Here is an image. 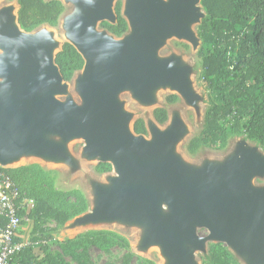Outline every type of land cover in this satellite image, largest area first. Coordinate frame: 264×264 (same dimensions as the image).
<instances>
[{"label":"water","instance_id":"1","mask_svg":"<svg viewBox=\"0 0 264 264\" xmlns=\"http://www.w3.org/2000/svg\"><path fill=\"white\" fill-rule=\"evenodd\" d=\"M74 1L86 6L73 28V46L86 61V105L81 109L55 98L65 92V81L56 57L52 59L51 42L30 39L13 28L8 14L0 16V47L8 54V58L0 59V73L6 77L0 88V162L25 149L43 152L47 148L41 138L44 130L67 137L83 136L91 152L115 159L121 168L122 190L103 201L104 215L153 218L156 198L163 196L177 208L166 225L165 246L183 264L189 258L181 244L195 240L196 226L252 247L257 257L264 256V202L249 189L252 177L262 168L243 156L222 186L214 177L182 180L170 154L178 129L162 135L153 146L141 137L130 136L125 117L111 95L124 86H134L146 95L158 82L181 87L174 67L156 61V37H190L187 27L159 0L134 3L129 7L135 43L131 49L94 33L97 22H117L113 0ZM209 193H218L221 201L208 202L204 196Z\"/></svg>","mask_w":264,"mask_h":264},{"label":"rangeland","instance_id":"2","mask_svg":"<svg viewBox=\"0 0 264 264\" xmlns=\"http://www.w3.org/2000/svg\"><path fill=\"white\" fill-rule=\"evenodd\" d=\"M51 1V0H46ZM64 5L67 2L78 4L74 0H59ZM145 0H113L112 7L116 13V6L121 4V15L128 24V30L122 36H115L103 27L105 22L94 25V33L116 43L135 48L133 41L134 28L130 20V5ZM168 11L177 15L180 22L187 27L191 36L171 35L167 38L156 37L158 48L156 61L171 64L177 78L182 82L177 87L167 82H158L150 86L146 95H141L134 86H124L111 92L120 113L125 117V128L132 137H141L153 146L164 134L178 129V137L171 146V158L181 170L182 180L199 181L208 178H218L220 185L228 182L230 174L243 157L247 156L255 161L262 171L254 175L249 183L252 193L258 195L264 202V149L250 141L246 135L234 136L228 146L221 151L203 147L196 153L188 150V144L199 137L204 129L206 113L211 105L212 95L203 81V66L199 56L202 41L199 28L206 16L202 0H159ZM65 7V5H64ZM72 14L63 24L61 16L57 27L42 26L28 33L32 40L47 39L52 44L51 56L54 60L66 43L75 45L74 24L78 20L81 10ZM19 6L16 1L0 0V16L8 14L14 23L18 20ZM8 58V54L0 47V59ZM84 71L77 72L71 81H65V92L55 96L62 104L72 105L81 109L86 105L84 97ZM6 82V77L0 73V88ZM1 94V93H0ZM170 96L177 99L169 102ZM164 108L168 112V120L164 124L158 123L154 111ZM143 120L147 129L146 135L135 132V124ZM247 116L245 122L249 121ZM47 148L43 152L25 149L11 158L19 160L14 165L0 167L9 171H17L31 166H38L54 177V190L61 194L74 191L81 193L86 201L87 210L73 217L65 225L53 220H37L33 213L38 203L40 191L32 183L31 178H25L24 173H17L18 182L22 185L24 196L34 201L35 209L31 212L22 231L23 243L27 247L36 241L52 237L47 242L48 251L59 252V242L75 238L77 235L94 230H109L128 239L133 253L154 261L156 264H183L173 258L166 249V225L176 215L177 208L166 197L156 198L157 210L153 218H144L135 214L121 216H107L101 211L103 201L110 195L122 190L121 168L111 157H102L91 152L87 140L80 135L65 136L58 131L44 130L41 134ZM107 162L112 165V171L99 174L96 167L99 163ZM46 189V188H45ZM204 198L211 203L221 201L218 193H209ZM69 201L74 205H81L80 198L70 196ZM62 204V203H61ZM73 212V210H69ZM195 240L184 241L181 249L188 255L186 264H206L210 261V247L221 242L235 256L239 264H264V256L257 257L252 247L244 246L236 241L221 237L204 226L194 228ZM38 248V246H36ZM27 249V248H26ZM36 253L40 250L36 249ZM93 264H122L121 252L103 253L92 250ZM69 264H76L68 258Z\"/></svg>","mask_w":264,"mask_h":264},{"label":"trees","instance_id":"3","mask_svg":"<svg viewBox=\"0 0 264 264\" xmlns=\"http://www.w3.org/2000/svg\"><path fill=\"white\" fill-rule=\"evenodd\" d=\"M19 6L18 23L26 33L42 26L57 27L65 7L59 0H12ZM206 16L203 18L199 36L202 41L199 56L203 66V81L212 95L206 113L204 129L199 137L188 144V150L196 153L208 147L224 150L232 137L242 134L264 149V0H202ZM117 22H105L103 27L115 36H122L128 24L121 15V4L116 6ZM64 81H71L83 70L86 61L70 43L63 45L56 56ZM177 99L168 97L169 102ZM158 123L168 120L164 108L154 111ZM249 116V121L245 122ZM138 135H146L143 120L135 124ZM99 174L112 171V165L99 163ZM24 173L40 191L33 213L37 220H53L65 225L73 217L87 210L86 201L80 192L61 194L54 190V177L38 166L9 171L18 182L17 173ZM46 188V189H45ZM80 198L81 205L71 204L70 196ZM62 203V204H61ZM73 212H69V210ZM36 246L25 249L14 264H93L92 250L103 253L121 252L122 264H156L154 261L136 256L130 242L124 236L109 230H94L59 242V252L48 251L47 242L52 237L34 239ZM45 244H42L43 242ZM36 249L40 253H36ZM210 261L206 264H239L235 256L223 243L210 247Z\"/></svg>","mask_w":264,"mask_h":264},{"label":"built area","instance_id":"4","mask_svg":"<svg viewBox=\"0 0 264 264\" xmlns=\"http://www.w3.org/2000/svg\"><path fill=\"white\" fill-rule=\"evenodd\" d=\"M35 203L24 196L9 170L0 167V264H14L27 248L22 231ZM44 241L42 244H45ZM33 243L29 246H38ZM28 246V247H29Z\"/></svg>","mask_w":264,"mask_h":264},{"label":"bare ground","instance_id":"5","mask_svg":"<svg viewBox=\"0 0 264 264\" xmlns=\"http://www.w3.org/2000/svg\"><path fill=\"white\" fill-rule=\"evenodd\" d=\"M64 5H65L66 9L69 8V10H68V12L66 11V13L63 16V19H62L63 24H65V22L68 21L67 19H69L72 14L76 13L79 10L80 6L81 7L84 6V4H81V3L74 4V3H70V2H67ZM12 26L16 31H18L24 35H27V36L29 35L28 33H24L23 31H21V29L17 23V20L14 21ZM5 163H6L5 165H14L16 163H19V160L15 159V158H10ZM165 264H169V263L166 262Z\"/></svg>","mask_w":264,"mask_h":264},{"label":"crops","instance_id":"6","mask_svg":"<svg viewBox=\"0 0 264 264\" xmlns=\"http://www.w3.org/2000/svg\"><path fill=\"white\" fill-rule=\"evenodd\" d=\"M218 243H221V242H218ZM225 245V244H224ZM226 246V245H225Z\"/></svg>","mask_w":264,"mask_h":264}]
</instances>
